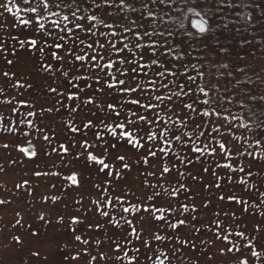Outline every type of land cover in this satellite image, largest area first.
Returning <instances> with one entry per match:
<instances>
[{
  "label": "rangeland",
  "instance_id": "1",
  "mask_svg": "<svg viewBox=\"0 0 264 264\" xmlns=\"http://www.w3.org/2000/svg\"><path fill=\"white\" fill-rule=\"evenodd\" d=\"M86 1L81 0V5ZM97 2H100V0H97ZM143 2H146V0H130V3L140 11H133L131 8H118L116 5H105L99 10L94 8L91 14L104 16L108 23L112 22L108 14L115 18L125 17L124 24L126 26L131 27L133 32L140 31L142 33L141 29L131 23L137 21L139 24L146 25L148 32H155V35L150 39L145 38L142 41L143 43L152 44L155 48H161L159 45L166 46V43L160 41L163 30L157 28L159 26L158 19L163 23L162 20L171 16V12L176 8L175 3L167 5H153L150 3L149 6L154 12V16L149 17L148 10L141 8ZM33 3H35V0H33ZM118 3L119 0H117ZM0 5H6L13 9L9 13L4 8H0V13H3V15H0V45H3V48L0 49V89H3V91H0V101H12L11 105H0V113L5 118L3 121L5 125L11 119L15 124H18L23 132L30 134L27 139H31L38 153L36 157L29 159L18 150V147H29L26 138L20 132L0 131V166L3 167V171H0V199L8 201L7 204L0 205V264H157L156 258L158 256L161 259L164 258L161 253L166 254L168 257L165 264H169V262L170 264H233L231 255L222 256L219 251L221 248L229 246V241L242 248L244 257L241 258H248L249 264H264V254L259 257H252L250 251L245 247L246 242L250 239L253 250L264 253V247H262L264 246V223H260L258 230L253 231V227L257 222L264 221V216L261 215V213H264V198L259 197L257 192V188L260 192H264V183H262L264 182V158L259 156V153L264 149L256 143L254 144L251 132L240 127L241 117L248 112L247 107H244L245 104H248V101L244 100L242 96L246 95L244 94V88H241L240 85L235 86L231 78L236 69L235 64H239V61L236 62L231 56H222L221 53L205 52L200 56L201 62H196V60L193 62L194 64L198 63V67L200 63L204 64L206 69L199 67L203 71V75L194 71H189L187 74L195 77V82L191 85L192 88L199 85L209 93L208 97H204L202 93L197 91L196 96H200L201 99H214L216 97L223 99V109L220 110L221 115L216 119L231 121L233 124L229 147L238 146L241 149V154L235 158L239 160V166L245 167L246 170L240 172L238 177L234 175L233 178L246 179L252 195L250 197L239 185L235 186L234 191L238 195H242L243 199L247 201V204L243 206L248 207L249 211L242 213V205L235 202H219L218 196L221 193L215 188L208 189L206 187L215 177L210 172H202L200 163L187 165V169L183 165H178L179 170L184 171L186 174L183 177L178 176L177 173H173V175H176L181 182L185 183L186 187L192 189L187 198L184 195L169 197L164 193V188L169 191L173 188H179V184L175 180L171 182L161 180L163 188L158 187L156 190L162 193L165 204L169 200L173 202V207L177 213L180 212V204L177 201L188 204L189 211L183 212L181 214L182 218L195 216L196 219L190 221L187 226L183 227L182 231H178L171 239L164 241L151 240L148 233L157 231L156 226H153L151 222L148 224L141 222L140 227L146 230L141 233L142 237L148 239L150 246L156 249L155 253L149 251L145 256L143 255L145 248L140 245L134 235H131L130 228L128 239H124V232L122 230L118 231L108 224L107 218L99 215L97 204H94L93 201H98L99 207L104 208L106 199L111 198L115 201L114 193H126L128 199H131L134 192L139 199H144L146 195L144 181L147 180L149 184L157 183L156 177L148 176L147 173L156 170L159 161H156L153 167L136 163L135 150L123 146L122 141L121 144L117 145V150L120 154L126 155L127 162L131 163L132 167L130 170H125L122 169L119 162L111 161L115 165V170L122 172V176L110 184L105 182L104 175L97 174L95 166L85 164L83 155L79 160L75 159V153L83 151L80 149L79 144L75 148H71L69 153L62 152L60 150L61 144L67 145L69 140L73 138L80 139L79 133H71L69 129L73 126H80V122L85 119L87 109L73 113L70 107L64 106H75L73 101H67L64 96L49 91V86L55 88L59 85L58 92L62 93L67 86L62 83V77L58 71H44L42 65L49 62L47 49L44 53H40L35 49L20 46L19 41L25 38L28 29L21 26L19 20L34 15L23 11L28 5L23 0H0ZM17 7L21 9L19 13L16 12ZM164 13L167 14L164 15ZM51 19H54V17ZM85 23L94 25L97 37H99L100 31H103L109 33L108 38L112 39L110 33L112 31L118 32L119 35L114 41L118 46L121 43L129 42V40H135L132 32L123 33L122 29L119 28L108 29L104 25L93 21H86ZM77 31L79 32V30ZM124 36L129 39L124 40ZM89 42L86 41L82 47L86 49ZM170 47H162L169 58L175 60L179 57L184 62L188 61L189 57L183 53V50L178 47H171V51H168ZM135 53L134 62L150 63L147 59L140 60L138 50H135ZM84 54H88L87 51ZM129 57L133 59L132 54H129ZM113 58L118 60L120 58L119 54L113 53ZM7 59L13 60V65H8L6 63ZM263 59L264 56L250 54L245 57L246 62L243 64L240 62L237 71L242 69V75H247L250 72L252 76L253 72L264 70ZM225 65L227 67H224ZM257 66L259 67L257 68ZM119 67L122 69L125 66L120 65ZM5 71L9 73L7 77L2 75ZM110 71L115 72V69ZM145 71H147L148 77L152 76L150 69H142L140 71V81L145 88H149V85L144 81ZM183 71L184 69H181V72ZM169 79L179 80L180 83H183L182 77H169ZM73 83L80 84V81L74 80ZM89 83H92V81H89ZM14 84L15 87H13ZM28 84H31L32 87L29 88ZM171 87L176 91H180L175 85H171ZM159 91L160 93L165 92L162 88ZM190 97H192L191 92H189V96L182 95L181 99L187 103H192ZM108 99L107 96L97 97L96 102L102 104ZM75 103H78V101ZM12 107H15L17 111H11ZM196 107L194 105V108ZM49 108L52 109L51 112L47 111ZM198 110L202 113L204 110H208V106ZM29 111L35 112L36 115L28 116ZM107 111L111 112L110 109ZM185 111L195 117V112L191 109H185ZM98 115L104 116V113H98ZM160 117L165 121L168 119L164 110L160 111ZM87 118L92 119L91 116ZM109 119L112 118L109 117ZM172 119L176 120L177 117L173 116ZM203 119L205 130H207L209 117H203ZM21 120H31L33 127L19 123ZM214 126L220 129L221 135H229L226 127L219 124ZM36 128L41 131H36ZM95 131L100 132L102 136L106 133V130L102 128H97ZM186 131L190 132L191 127ZM43 135H48L50 141H44ZM88 139L90 142L95 141V137L91 132L88 133ZM200 142L197 141L198 144ZM223 142L220 136H217L213 144L218 146V143ZM5 143L9 144L8 149L2 147ZM42 148L47 150L49 154L46 155L44 151H41ZM53 148L57 151H52ZM176 151L179 152L180 150L176 149ZM248 152H253L254 156H248ZM180 155L184 157L189 153L181 152ZM202 159L205 167L215 171L220 176L223 175L221 169L214 167V158L211 155L205 154ZM254 159L255 163L250 165L249 162ZM12 161H16V163H12ZM106 162L109 161L106 160ZM70 170H75L79 174V187L72 185L70 181H65V177L71 174ZM187 170H190L197 179L188 176ZM35 171L57 173V175L36 177L34 175ZM248 171H251L252 174L247 175ZM107 179L112 180V177ZM25 180L29 183L24 184ZM219 182L223 184L222 179ZM98 183H101L102 186L99 188L94 187V184ZM17 184L22 186L17 188ZM226 193L227 189H225ZM147 194H151L150 189ZM52 197H57V199L53 201ZM208 201L212 202L209 207H202ZM124 206H127V201ZM193 206L197 211L193 212L191 210ZM221 209L229 213H235L234 220L221 225V228H227L229 241L216 239L214 211ZM105 210L114 219H120L121 208L119 206L116 208L108 207ZM124 215L128 219L132 218L129 214ZM167 215L170 218L173 217L171 212ZM40 216H44V220H40ZM74 216L79 217L82 223H72ZM61 217H63L62 220ZM225 219L223 213H221L220 220L224 221ZM97 223H99V227L95 226ZM135 223L136 221H134ZM121 224H123L122 220ZM158 227L163 228L164 226L160 224ZM125 228H128V226L125 225ZM73 229L76 231L73 232ZM245 229L247 230L243 238L235 235L236 232ZM168 232L170 233L171 230H168ZM158 234L165 235L166 233L158 232ZM223 234L221 233V236ZM76 235L81 236L80 241L75 240ZM13 237H19L21 242L17 243ZM84 240H87L88 243L85 244ZM185 240L188 242L184 243ZM117 244L120 245L119 248H117ZM136 248H140V253L135 251ZM37 252H39V256L34 255ZM125 253L128 255L126 256ZM232 255L238 254L233 253ZM117 256L120 259H117ZM132 256H138V261H131ZM72 257H76V259H72ZM92 257H96V259L93 260ZM148 257H151V259H148Z\"/></svg>",
  "mask_w": 264,
  "mask_h": 264
},
{
  "label": "snow or ice",
  "instance_id": "2",
  "mask_svg": "<svg viewBox=\"0 0 264 264\" xmlns=\"http://www.w3.org/2000/svg\"><path fill=\"white\" fill-rule=\"evenodd\" d=\"M23 2L28 5L23 11L34 15L27 19L22 18L19 20V24L28 29V34L19 41L20 46L22 48L35 49L40 53H44L47 49L49 62L42 65L44 71H58L62 77V83L67 86L62 93L58 92L59 85L55 88L49 86V91L58 93L59 96H64L67 101H73L75 106L64 105L70 107L73 113L87 109L85 119L80 122V126H73L69 129L71 133H79L80 139L76 140L73 138L69 140L67 145L61 144L60 150L64 153H69L71 148H75L79 144L80 149L83 151L76 152L75 159L79 160L81 155H83L85 164L95 166L97 174L104 175L105 182L110 184L122 176V172L116 171L115 165L111 161L119 162L122 165V169L125 170H130L132 167V164L127 162L126 155L120 154L117 150V145L121 144L122 141L123 146L129 147L130 150H135L136 163H143L153 167L155 162L159 161V166L156 170L147 173L148 176L156 177L157 183L149 184L147 180L144 181L146 185L144 199H139L133 192L131 199H128L126 193H114L115 201L111 198L106 199L104 208L99 207L98 201H93L94 204H97L99 215L106 217L107 223L115 229L124 232V239H128L130 228L131 235H134L140 245L145 248L143 255L147 256L149 251L155 253L156 249L150 246L148 239L142 237L141 233L146 230L140 227L141 222L144 224L151 222L153 226H156L157 231L148 233L151 240L164 241L171 239L178 231H182L183 227L187 226L190 221L196 219L195 216L182 218L181 214L189 211L188 204L177 201L180 204V212L177 213L173 207V202L169 200L165 204L162 193L156 190L158 187L163 188L161 180L166 182L175 180L179 184V188H173L171 191L164 188V193L169 197L184 195L187 198L192 189L186 187L185 183L181 182L176 175H173V173H177L180 177L185 176L186 173L180 171L178 165H183L187 169V165L200 163L202 172H210L215 177L206 187L208 189L215 188L221 193L218 196L219 202H235L242 205V213L249 211L248 207L243 206L247 204V201L243 199L242 195H238L234 191L235 186L239 185L243 187V191L250 197L252 195L246 179L233 178L234 175L238 177L240 172L246 171L245 167L239 166V160L235 158L241 154V149L238 146L229 147L233 124L231 121L216 119L221 115L220 110L223 109V99L221 97L201 99L200 96H196L195 93L197 91L202 93L204 97H208L209 93L205 91L204 87L199 85L192 88L191 85L195 82V77L187 74V64L179 57L172 60L166 55L163 48H155L152 44L142 42L145 38L150 39L155 35V32H148L146 25L132 21L133 25L142 30V33L140 31L133 32L131 27L124 24L125 17L115 18L108 14V17L112 20L111 23H108L104 16L96 14L86 17L80 14L88 10L81 7V0H35V3H33V0H23ZM90 3L98 10L105 5H116L118 8H131L133 11H140V9H136L130 3V0H119L118 4L117 0H100V2L90 0ZM150 3L153 5H167L175 3V0H146V2H143L141 8L148 10V16L152 17L154 12L149 6ZM0 8H4L9 13L13 11L11 7L6 5H0ZM20 11L21 9L17 7L16 12L19 13ZM189 11H193L195 17H197L189 21L191 27L197 29L201 34L208 31V20L202 17L200 12H195L194 9L190 8ZM166 14L164 13V15ZM0 15H3V13H0ZM53 17L54 19L50 20ZM86 21L102 24L108 29L119 28L122 29L123 33L132 32L135 40H129V42L121 43L118 46L114 42L119 35L118 32L112 31L110 33L112 39L108 38L109 33L103 31H100L99 37H97L94 25L85 23ZM180 28H185L184 20L180 21ZM172 34V32L167 33L169 36ZM163 35L164 33H161V37ZM187 35L192 36L195 33L187 32ZM123 39L128 40L129 38L124 36ZM86 41L90 42L87 43V48L85 49L82 46L85 45ZM2 48L3 45H0V49ZM135 50H138L140 60L147 59L150 63L141 64L140 61L134 62ZM86 51L88 54H84ZM168 51H171V48ZM113 53L119 54L120 58L118 60L114 59ZM129 54L133 55V59H130ZM6 63L13 65L14 61L7 59ZM120 65L125 67L121 69ZM192 67L195 68L196 66L193 65ZM224 67H227V65ZM112 69H115V72L110 71ZM142 69H150L152 72L151 77H148L147 71L144 72V81L149 85V88H145L140 81V71ZM181 69H184V71L181 72ZM240 71L243 70L241 69ZM2 75L7 77L9 73L5 71ZM200 75H203V73H200ZM169 77H182L183 83H180L179 80L169 79ZM74 80H79L80 84L73 83ZM89 81H92V83H89ZM171 85H175L180 91L174 90ZM15 86L14 84L13 87ZM28 87L31 88L32 85L28 84ZM161 88L165 90L164 93H160L159 90ZM0 91H3V89H0ZM189 92L192 93V97H190L192 98V103H187L181 99L182 95L189 96ZM102 96H107L109 99L102 104L97 103L96 98ZM243 99L253 102L254 107L248 109L251 113V122L242 124L240 127L251 132L256 145L264 149V108L260 107L264 105V94L258 96L249 94L244 96ZM76 101L78 103H75ZM21 102L23 103V101ZM11 104V100L0 101V105ZM194 105L197 107L194 108ZM213 105L215 106L213 107ZM205 106H208V110H204L201 113L198 109H204ZM244 107H247V104ZM257 108H260L259 113ZM108 109L111 110L110 113L107 111ZM185 109H191L195 112V117L185 111ZM161 110L165 111L168 117L167 121L160 117ZM11 111H17V109L12 107ZM47 111L51 112L52 109L49 108ZM98 113H104V116H100ZM27 115L34 116L36 113L29 111ZM88 116H91L92 119H88ZM173 116H176L177 119L173 120ZM109 117L112 119L110 120ZM203 117H209L207 130H205ZM4 119L3 114L0 113V131L8 133L20 132L26 138V143L29 147H18V150L29 159L36 157L38 155L36 147L32 144L31 139H27L30 134L23 132L18 124H15L11 119L5 125L3 123ZM19 123L33 127L31 120H21ZM217 124L226 127L229 135H221L220 129L214 126ZM189 127H191L190 132L186 131ZM97 128L105 129V135L102 136L100 132L95 131ZM36 131L41 130L36 128ZM89 132L95 137L94 142L89 141ZM217 136H220V139L224 141L223 143H218V146L213 144ZM43 140L50 141V137L43 135ZM197 141L201 142L198 144ZM2 147L8 149L9 144L5 143ZM176 149L180 151L177 152ZM41 151H44L46 155L49 154L43 148ZM52 151L55 152L57 150L53 148ZM181 152H187L189 155L181 157ZM113 153L115 154L113 155ZM205 154H209L214 158V167L222 170V176L204 166L202 157ZM247 155L254 156V153L248 152ZM259 156L264 158V150L259 153ZM106 160L109 162H106ZM221 161L224 162L222 163ZM12 163H16V161H12ZM254 163L255 159L249 162L250 165ZM0 171H3L2 166H0ZM70 171L71 174L65 177V181H70L72 185L79 187V174L75 170ZM246 174L251 175L252 173L248 171ZM34 175L41 177L57 175V173L35 171ZM187 175L191 176L192 179H197L190 170H187ZM108 177H112V180H108ZM221 179L223 184L219 182ZM28 183L27 180L24 181V184ZM21 186L20 184L16 185L17 188ZM101 186V183L94 184V187L97 188ZM149 189L151 194H147ZM225 189H227L226 194ZM257 192L259 197L264 198V192H260L258 188ZM56 199L57 197H52L53 201ZM126 201L127 206H124ZM7 203V200L0 199V205ZM211 203V201H208L202 207L208 208ZM117 206L121 208L120 219H114L105 210L108 207L116 208ZM191 210L193 212L197 211L194 206ZM169 212L173 213L172 218L167 215ZM221 213L226 218L224 221L220 220ZM124 214H129L132 218L128 219ZM261 215L264 216V213H261ZM234 218V212L229 213L223 209L214 211L217 240L229 241L228 230L227 228H221V225L227 224ZM39 219L44 220V216H40ZM62 219L63 217H61ZM121 220L123 224H121ZM134 221H136L135 224ZM72 223L79 224L82 221L79 217L74 216ZM260 223H264V221L257 222L254 225V232L258 230ZM160 224H163L164 227L159 228ZM125 225L128 228H125ZM95 226L99 227L100 225L97 223ZM168 230H171V232L169 233ZM246 230L236 232L235 235L243 238ZM75 231L73 229V232ZM158 232H165L166 234L160 235ZM221 233L224 234L221 236ZM13 239L17 243L21 242L19 237H13ZM75 240L80 241L81 236L76 235ZM183 242L187 243L188 241L185 240ZM84 243L87 244L88 241L84 240ZM116 246L117 248L120 247L119 244ZM245 247L250 251L252 257H259L264 254L253 250L250 239L246 242ZM135 251L140 253V248H136ZM219 251L222 256L231 255L233 264H249L248 258H241L244 257L242 248L231 241H229V246H225ZM233 253L238 255H232ZM34 255L39 256V252ZM125 255L127 256L128 254L125 253ZM161 256L164 258L161 259L158 256L156 258L157 264H165V260L168 259L164 253H161ZM116 258L120 259L119 256ZM72 259H76V257H72ZM92 259L95 260L96 257H92ZM130 259L131 261H138V256H132ZM148 259H151V257H148Z\"/></svg>",
  "mask_w": 264,
  "mask_h": 264
},
{
  "label": "trees",
  "instance_id": "3",
  "mask_svg": "<svg viewBox=\"0 0 264 264\" xmlns=\"http://www.w3.org/2000/svg\"><path fill=\"white\" fill-rule=\"evenodd\" d=\"M175 6L176 8L171 12L172 15L162 20L163 23L158 19L157 28L162 29L164 33L160 41L163 43L166 41L167 44L159 45V47L177 48L178 45V48L189 57L185 62L188 64L187 72L203 73L199 67L206 69L204 64L200 63L198 67V63L193 62L194 60L201 62L200 56L205 52L212 51L216 54L221 53L222 56H231L236 62L239 61V64L246 62L245 57L250 54L264 56V0H187V2L175 0ZM81 7L88 9L80 13L86 17L91 15L95 8L90 0ZM190 8L200 12L201 16L208 20V31L201 34L191 27L189 21L195 15L193 11H189ZM181 20H184V29L180 28ZM168 32L173 34L169 36ZM187 32L195 33V35L189 36ZM239 64H235L236 69L231 76L235 86L240 85L244 88L246 95L264 94V70L253 72L252 76L250 72H248L250 75L248 73L242 75L241 71H237ZM193 65L196 67L193 68ZM253 107L254 103L248 101L247 111ZM260 107L264 108V105ZM259 111L260 108H257L258 113ZM250 122L251 113L248 111L241 117V125Z\"/></svg>",
  "mask_w": 264,
  "mask_h": 264
},
{
  "label": "water",
  "instance_id": "4",
  "mask_svg": "<svg viewBox=\"0 0 264 264\" xmlns=\"http://www.w3.org/2000/svg\"><path fill=\"white\" fill-rule=\"evenodd\" d=\"M195 18H197V17H194L193 19H195ZM207 28H208V25H207Z\"/></svg>",
  "mask_w": 264,
  "mask_h": 264
}]
</instances>
